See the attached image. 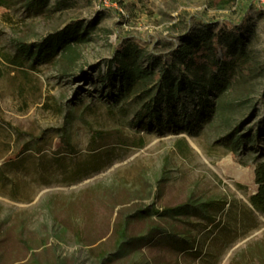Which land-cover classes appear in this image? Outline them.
Wrapping results in <instances>:
<instances>
[{"label":"rangeland","instance_id":"rangeland-1","mask_svg":"<svg viewBox=\"0 0 264 264\" xmlns=\"http://www.w3.org/2000/svg\"><path fill=\"white\" fill-rule=\"evenodd\" d=\"M2 1L0 264H264V215L250 204L264 160V10L252 0L222 10L209 0ZM203 22L251 56L225 94L210 93L212 107L185 93L154 102L160 75L150 94L113 99L119 46L139 45L158 74ZM69 26L88 32L76 64L27 57ZM238 135L253 143L235 147ZM189 203L199 210L158 214ZM152 226L168 232L161 245L183 239L186 252L143 246Z\"/></svg>","mask_w":264,"mask_h":264},{"label":"trees","instance_id":"trees-1","mask_svg":"<svg viewBox=\"0 0 264 264\" xmlns=\"http://www.w3.org/2000/svg\"><path fill=\"white\" fill-rule=\"evenodd\" d=\"M137 1L143 2V0ZM236 1L209 0V5L211 8L222 10L235 4ZM32 2L37 4V8L46 4L45 0L43 2L42 0H32ZM0 5L7 6L4 1L0 2ZM87 37L86 28L81 31L79 26H69L46 38L40 45L26 48L27 57L41 61L59 55L69 65L76 64L81 58V46L88 41ZM232 37L233 34L228 33L226 28H214L213 24L203 22L181 37L180 46L174 51L176 62L171 66H163L162 69H159L158 74L155 72L157 64L154 59L150 67L142 66L141 59L145 54L139 45L119 46L112 61L108 64L110 72L112 73V69L115 67L113 74L119 76V84L113 99L129 101L133 97L150 94L160 75L158 88H156L159 89L158 96L154 102L172 103L177 96L185 93L188 96L198 97L200 106L209 104L208 107H212V103L207 102L210 93L216 90L220 95L225 94L233 80L250 69V53L246 52L243 46L238 48L234 42L231 44ZM173 68L177 70L178 76L172 73ZM252 143L253 139L248 135H238L232 140V144L238 148ZM255 174L258 190L251 196L250 204L264 215V160L257 163ZM209 206L215 207L212 203ZM197 209L199 210L198 207L196 208L190 203L180 204L174 208L163 209L158 214L178 217L187 211ZM200 212L204 219L210 220L211 225L215 224L216 220L206 214V209ZM165 231L167 232L159 226H152L148 233L139 239V242L145 247L165 245L174 250L186 252L184 248L186 241L183 239V244L175 245L168 241L161 245L160 242L165 237ZM115 234L118 237L115 245L120 248L127 239L124 222L119 221Z\"/></svg>","mask_w":264,"mask_h":264},{"label":"built area","instance_id":"built-area-1","mask_svg":"<svg viewBox=\"0 0 264 264\" xmlns=\"http://www.w3.org/2000/svg\"><path fill=\"white\" fill-rule=\"evenodd\" d=\"M259 8L264 10V0H252Z\"/></svg>","mask_w":264,"mask_h":264}]
</instances>
